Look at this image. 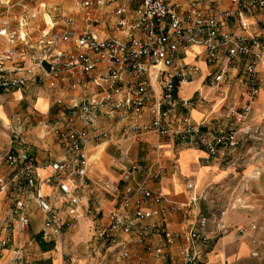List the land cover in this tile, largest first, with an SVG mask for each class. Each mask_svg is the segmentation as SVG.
<instances>
[{
  "label": "built area",
  "instance_id": "2783aa9c",
  "mask_svg": "<svg viewBox=\"0 0 264 264\" xmlns=\"http://www.w3.org/2000/svg\"><path fill=\"white\" fill-rule=\"evenodd\" d=\"M42 7L46 8L45 4ZM259 13L264 14V0H81L74 13L61 15L62 25L45 21L36 41L31 21L37 13L22 16L16 27L0 21V36L9 44L0 51V91L24 89L33 80L51 89L77 92L70 100L57 98L49 113L62 157L48 166L62 192L61 200H76V190L87 184L88 147L114 142L111 129L103 127L104 121L114 120L124 139L140 141L153 135L204 148L210 156L220 147L237 146L238 129L197 124L190 112L201 102L213 101L204 95L208 88L214 89L215 95L222 90L221 96L226 97L228 83L233 80L243 89L240 97L245 99L230 102L222 117L233 124L246 120L262 89L264 36L251 30V18ZM202 63L206 71L199 88L190 97H183L182 88L202 76ZM115 146L120 153L126 198L106 224L95 228L88 248L116 246L129 264H149L125 247L120 233L134 236L146 251L161 257L174 239L166 230V215L187 205L169 202L161 186H147L148 179L164 176L166 167L160 162L149 178L134 185L140 165L118 142ZM4 160L11 178L0 190L11 189L14 201L0 247L8 244L13 221L21 230L29 227V195L45 214L46 235H62L83 215L78 206H72L65 217L49 203L38 172L40 165L24 135L14 133ZM187 186L194 188L193 183ZM102 187L113 195L121 191L120 183L103 181ZM134 196L145 205L138 203L131 208ZM205 226L202 218L189 232L192 247L208 244ZM159 230L165 243L156 247L147 244ZM200 256L195 250L188 252L183 264H202Z\"/></svg>",
  "mask_w": 264,
  "mask_h": 264
},
{
  "label": "crops",
  "instance_id": "0c3cea01",
  "mask_svg": "<svg viewBox=\"0 0 264 264\" xmlns=\"http://www.w3.org/2000/svg\"><path fill=\"white\" fill-rule=\"evenodd\" d=\"M64 2L70 4L71 1ZM262 20V13L253 16L251 30L264 36ZM44 25L33 23L34 41ZM114 34L119 35L117 31ZM8 47L6 39L0 36V51ZM193 50L197 49L194 47ZM191 59L189 54L187 60ZM202 68V76L182 88L180 94L183 97H190L199 88L206 71L203 63ZM260 69L264 74V59ZM76 93L51 89L46 83L38 84L33 80L24 89L0 91V186L4 180L8 182L11 178L7 164L1 167V158L10 149L14 133H21L40 165L38 172L44 181L43 192L49 203L65 217H68L72 206H78L83 213L64 229L62 235H46L45 214L29 195L26 197L29 227L21 230L16 221L12 222L14 229L9 242L0 247V264H129L116 246L100 250L95 246L88 248L93 244L95 228L106 224L111 213L126 198V182L121 181V159H116L109 152L112 148L116 149V142L128 150L129 156L134 153L133 159H130L140 165L132 181L134 185L145 177L149 178L160 162L166 167L164 176L160 180L148 179L147 186L151 189L161 186L169 202L187 205L166 215V230L174 239L166 247L164 255L155 256L146 251L144 244H139L134 236L121 232L119 240L125 243V247L149 264H183L185 254L194 250L201 254L202 264H264V133L261 130L264 88L252 104L246 121L234 124L222 115L230 102L241 100V89L236 87L226 97L215 95L212 88L204 91V95L213 101L199 103L190 112L192 120L197 124L208 122L239 130L237 146L220 147L214 156H210L204 148L179 141H165L153 135H147L140 141L124 139L114 120L104 121L103 127L111 129L114 142L104 141L88 147L87 184L76 190V200L70 197L67 199L69 202L64 203L62 192L55 186L52 170L48 166L62 157L49 113L57 98L70 100ZM103 181L120 183V194L105 192ZM188 183H193L194 188L189 189ZM193 197L198 199L192 201ZM13 201L14 192L11 189L0 190V238L5 236L2 229L9 221ZM138 203L145 205L140 197L131 198V208ZM223 211L225 214L222 216ZM219 217L221 220L217 219ZM202 218L206 219L208 244L192 247L188 234ZM163 243L165 236L160 230L147 240L152 247Z\"/></svg>",
  "mask_w": 264,
  "mask_h": 264
},
{
  "label": "rangeland",
  "instance_id": "374dc122",
  "mask_svg": "<svg viewBox=\"0 0 264 264\" xmlns=\"http://www.w3.org/2000/svg\"><path fill=\"white\" fill-rule=\"evenodd\" d=\"M67 1L69 2L71 1L70 4H66L64 0H10V1L0 0V21H6L10 24L11 27H16L18 25L19 19L22 16L24 15L30 16L33 13H37L35 19L31 21L32 24L34 23V24H39L42 26L45 24V21H46L50 25L51 21H54L57 25H62L64 23V19L62 18L61 15L64 13L65 14L74 13L81 0H67ZM42 4L43 5L45 4L46 8L42 7ZM106 27H107V30L108 28L110 29L108 30V32H111V26L107 24ZM263 53H264V49H263ZM263 59H264V55H263ZM261 78H262V88H264V74L262 71H261ZM228 84L230 88L229 90L231 92L236 87H239L236 84V81L234 82L233 80L230 81ZM242 90H241V93H242ZM221 93H222V90H220L219 93H217L218 96H221ZM244 99H245V96L244 97L242 96L241 100H244ZM223 113H225V111ZM261 127H262L261 130L264 133V122L261 123ZM109 152L116 159L120 158V153L115 148L110 149ZM133 155L134 153L132 154V156ZM132 156L130 153V158L133 159ZM1 162H2L1 167H4V165H6L4 156H2Z\"/></svg>",
  "mask_w": 264,
  "mask_h": 264
}]
</instances>
